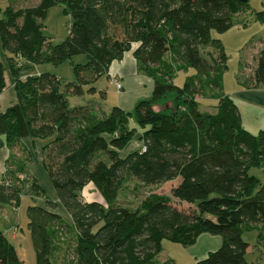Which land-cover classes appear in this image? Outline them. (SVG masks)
<instances>
[{
  "label": "trees",
  "instance_id": "obj_1",
  "mask_svg": "<svg viewBox=\"0 0 264 264\" xmlns=\"http://www.w3.org/2000/svg\"><path fill=\"white\" fill-rule=\"evenodd\" d=\"M7 1L0 44L23 65L8 58L16 103L0 111V137L10 149L22 139L45 141L44 168L72 221L68 226L52 212L53 202L27 207L36 264H55L62 254L71 257L70 264H157L162 241L190 247L202 234L219 237L221 245L197 264H249L250 244L243 235L255 231L264 248V183L250 175L264 168V128L248 131L235 103L222 95L227 58L211 32L225 33L242 14L264 23V11L235 0H36L19 8L20 0ZM59 2L67 4L71 25L65 41L51 46L42 21ZM237 23L247 26L243 19ZM134 44L138 67L154 85L151 98L134 109L141 146L120 158L135 133L129 127L132 114L114 107L100 116L70 106L68 96L81 95L85 85L107 75ZM77 55H85L86 63L74 67L75 83L63 84L48 72L21 76L31 65L56 66ZM189 68L196 74L175 86L172 76ZM5 71L0 62V94ZM252 86H264V47ZM197 97L216 99V113H201ZM27 177L24 163H8L0 209L19 207ZM128 177L146 186L179 183L169 196L151 195L133 210L117 200ZM89 183L105 205L83 199ZM175 202L192 208L181 211ZM69 236L72 254L65 245ZM0 264H23L1 228Z\"/></svg>",
  "mask_w": 264,
  "mask_h": 264
},
{
  "label": "rangeland",
  "instance_id": "obj_2",
  "mask_svg": "<svg viewBox=\"0 0 264 264\" xmlns=\"http://www.w3.org/2000/svg\"><path fill=\"white\" fill-rule=\"evenodd\" d=\"M36 3V0H20V2L17 3L16 7H31L36 5ZM261 3H263V0H249L251 9L258 8ZM9 5L10 4L7 0H0L1 19L5 18ZM242 19L247 26H243L242 23H240V25L239 23H237ZM233 21L235 23L234 27L222 34H219L216 31H212L211 38L219 40L224 44L222 45L227 58L226 69L228 68L230 72H232L234 69L239 67L240 71L238 75L245 77L247 75V70L255 64L258 56L254 53L253 44H251V42L248 43V46L243 47L240 52L237 51L236 45L241 41H246V39L248 38L250 39L253 34L259 31L260 25H255L258 23L252 22L249 19L248 14L235 16ZM70 25L71 17L68 13L67 4L59 2L47 11L46 17L42 21V35L47 39V42L51 46H55L65 41V39L68 37ZM205 50L206 51L203 53L204 55L208 52L207 49ZM208 50L211 51L210 48H208ZM8 58H12L16 66L19 63V59L11 55L9 51L4 50L0 44V62L3 63L4 67H6L5 75L9 86L10 83L13 82V77L9 70ZM119 61L118 63L114 64V68L116 64H118V66L119 64H122V61ZM123 62L124 66V64H126V59ZM85 63V55H77L67 60L66 62L56 66L50 63L31 65L30 69H28L27 71L24 70L21 73L23 74V72H29L31 74H36L38 72H48L58 77L63 84L75 83L77 82V79L74 73V67L77 65H83ZM137 64L138 63L135 60V65H133V68L131 65H128V67L124 70L127 76L121 81L118 80L122 85V90L120 91H117L115 85L111 83V79H108L107 75H103L93 82L85 85L83 87V93L81 95L68 96V102L70 106L86 107V109L92 111L93 114H97L100 116H102V114H107L114 107H119L132 114L129 121V127L135 129V133L132 137L133 140L119 152L120 158H124L134 149H137L141 146V142L138 140V137L141 135L142 130L136 123L134 109L140 101L151 98L154 85L152 78L139 71ZM195 74L196 70L189 68L187 70L177 71L172 76L171 80L175 86L182 87L186 79ZM13 92L14 91L8 89L7 87L3 94V98L10 96ZM218 92V90L213 89L214 94ZM196 100L198 102L199 111L201 113H216V99L197 97ZM1 102L2 107L5 108V104L3 103V101ZM159 109L161 108L156 107V110ZM241 114L244 124L247 126L251 125L253 127L251 131L254 134L264 128L263 113L256 111L246 114V112L241 109ZM35 166L36 164L32 163L31 171L29 172L25 183L22 185V189L20 191V196L22 199L21 209L20 212H17V214L14 215L15 221H17L18 224L20 223V227L18 229L17 239L13 243L16 247L18 256L25 261L24 264H36L35 252L33 249L30 232L28 230L26 208L28 206H39L41 202H43L44 205L46 204V202L56 203L57 206H55L54 209H59L60 207L59 203L54 202V199L57 198L56 192L51 184L47 171L45 170L46 175L38 174L35 172ZM250 175L255 176L260 183H264V168L252 169L250 170ZM178 183L179 179L171 182H166L161 185L146 186L141 184L137 180L128 177L126 179V182L122 186L120 193L118 194V204H123L133 210L137 209L140 207V204L151 195L169 196L171 189ZM33 184L38 185L42 190V193L36 194L32 187ZM27 192H29V195L26 194ZM82 197H84L83 199L87 200H100L99 202L105 205L102 197L96 190L92 191L88 188H84V190L82 191ZM174 206L184 212H188L192 208L186 203L179 202H175ZM65 218H67V213L65 215ZM0 227H3V216H1V211ZM243 239L251 246L250 251L247 254L246 261L249 264H264V248L258 245L256 240V232L251 231L245 233L243 235ZM66 240L68 241L65 242ZM66 240L63 242H65V245L67 244L69 246L70 253L72 254V250H74L75 245L74 241L72 240L71 236H69V238L67 237ZM161 248V253L156 258V262L158 263L172 261L173 264H197L198 262L194 261V258L192 256L193 251H191L190 247H185L180 244L164 240L162 241ZM62 256H57L56 264H70L69 262H71V257H69V255V258Z\"/></svg>",
  "mask_w": 264,
  "mask_h": 264
},
{
  "label": "crops",
  "instance_id": "obj_3",
  "mask_svg": "<svg viewBox=\"0 0 264 264\" xmlns=\"http://www.w3.org/2000/svg\"><path fill=\"white\" fill-rule=\"evenodd\" d=\"M252 9L255 12L264 11V0H263V3H261V5L258 8H252ZM255 25H260L259 31L253 34V36L250 37V39L248 38L246 39V41H241L238 44L236 43L237 44L236 48L238 52H240L243 49V47L248 46V43L250 42L251 44H253L254 53L257 56L259 52L263 49L264 47V23H258ZM136 47H137V44L132 45L131 51L126 52L123 55L122 59L119 61V62L122 61L121 62L122 64H119V66L118 64H116L114 68L113 67L114 64L118 63V61H114L110 65L108 74H107L108 79L115 78L121 81L127 76L124 70L128 67V65H131L132 68H133V65H135V58L133 56V52ZM125 59H126V64H124L123 66V63H124L123 61H125ZM256 62H257V59L255 61V64L252 65L251 68L247 70V75L245 77L238 75L240 71L239 67L234 69L232 72H230V70L227 68L222 75V95L228 96L235 103V105L238 108L239 114H240L242 125L250 132H252L251 129L253 127L251 125L247 126L244 124L242 120L241 109H243L246 112V114L256 112V111L264 114V86H260L257 88H254L252 86V76H253V70L256 67ZM137 67H138V64H137ZM139 71L141 70L139 69ZM38 73L31 74L29 72H25L23 74L21 73V76L23 77V76H28V75H37ZM4 78L6 81V87L0 94V111H4L8 107L16 103V97H15L14 92L10 96L3 98L4 96L3 94L5 90L7 89V87L8 89H11L13 91V82L10 83V85L8 86L7 78L5 74H4ZM1 101H3V103L5 104L4 105L6 106L5 108L2 107ZM44 143L45 141H42V140L33 142L30 139H22L13 149H10L9 147L5 145L4 138L0 137V183L3 179V175H4L6 167L8 166V163H11V162L24 163L27 175L31 171L32 163H34L36 164L35 172L38 174L46 175L45 168L43 165V153H42V146L44 145ZM85 188H88L89 190H92V191L96 190L92 183H89L87 187ZM26 194L29 195V192H27ZM84 200L86 202L100 203L99 202L100 200H97V199H96L97 201L95 199L94 200L84 199ZM54 202L59 203L57 198L54 199ZM21 204H22V199L20 201V206L17 208L10 206V205H6L0 209L1 216H3V227H0V228L4 232L7 239L13 245H14L13 242L16 241L17 239L18 229L20 227V223L18 224V222L15 221L14 215L17 214V212H20ZM39 206L46 207V205H44L43 202H41ZM61 207L62 206H60L59 209H51V211L57 213L68 226H72V221H71L70 216L64 210V208H61ZM64 211L67 213V218H65L66 213ZM220 245H221V240L219 237L211 236L208 234L200 235L196 243L190 246L191 251H193L192 256L194 258V261L200 262L204 260L209 253L217 250L220 247ZM250 247L251 246H249L246 252L245 258L247 257V254L250 251ZM19 259L23 262V264L25 263V261L22 258L19 257Z\"/></svg>",
  "mask_w": 264,
  "mask_h": 264
},
{
  "label": "built area",
  "instance_id": "obj_4",
  "mask_svg": "<svg viewBox=\"0 0 264 264\" xmlns=\"http://www.w3.org/2000/svg\"><path fill=\"white\" fill-rule=\"evenodd\" d=\"M22 65H23V64H22V61L20 60L19 63L17 64V66H18V67H21ZM111 83H113V84L115 85L117 91L122 90V85H121V83H120L117 79L112 78V79H111ZM143 150H145V149L143 148ZM22 178H23V177H22Z\"/></svg>",
  "mask_w": 264,
  "mask_h": 264
},
{
  "label": "water",
  "instance_id": "obj_5",
  "mask_svg": "<svg viewBox=\"0 0 264 264\" xmlns=\"http://www.w3.org/2000/svg\"><path fill=\"white\" fill-rule=\"evenodd\" d=\"M235 1H238L240 3H247L249 0H235Z\"/></svg>",
  "mask_w": 264,
  "mask_h": 264
}]
</instances>
